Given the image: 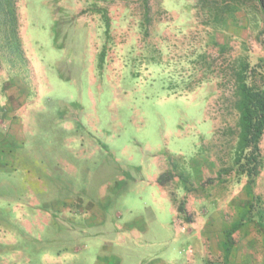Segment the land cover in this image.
I'll return each instance as SVG.
<instances>
[{
  "label": "rangeland",
  "instance_id": "rangeland-1",
  "mask_svg": "<svg viewBox=\"0 0 264 264\" xmlns=\"http://www.w3.org/2000/svg\"><path fill=\"white\" fill-rule=\"evenodd\" d=\"M227 4L16 0L0 143L22 146L0 156V264H264V167L250 184L236 164L232 78L264 66V13Z\"/></svg>",
  "mask_w": 264,
  "mask_h": 264
},
{
  "label": "trees",
  "instance_id": "trees-1",
  "mask_svg": "<svg viewBox=\"0 0 264 264\" xmlns=\"http://www.w3.org/2000/svg\"><path fill=\"white\" fill-rule=\"evenodd\" d=\"M223 1L228 3L227 9L231 12L237 11L242 0ZM255 1L264 13V0ZM18 24L16 0H0V31L17 51L20 49ZM262 68L264 66L261 65L251 68L249 63L244 62L232 77L239 96L240 112V133L235 161L241 171L249 177L250 184L255 183L264 167L260 149L264 136V72L261 73L263 85L253 86L249 83L251 72L256 73ZM180 211L186 213L183 209Z\"/></svg>",
  "mask_w": 264,
  "mask_h": 264
},
{
  "label": "crops",
  "instance_id": "crops-1",
  "mask_svg": "<svg viewBox=\"0 0 264 264\" xmlns=\"http://www.w3.org/2000/svg\"><path fill=\"white\" fill-rule=\"evenodd\" d=\"M22 145H15V142L14 141H8L5 145H2V143H0V156H1V154H4V153H8V152H12V153H14L13 151H14V149H16L17 147H21ZM15 154V153H14ZM1 168H3V167H1ZM4 171V170H3ZM170 209H171V211L173 210L172 209V207L170 206ZM173 212V211H172ZM130 224V223H129ZM136 232L135 233H127L126 234V237H124V239H126V242H125V244H126V246L128 247V248H133V245H132V242L134 241L135 243L137 242V244H140L139 243V241H142V242H146L147 243V239H146V235L144 234L145 233V231L147 230V227L143 224V227H136ZM130 232H133V231H130ZM139 232H141V233H139ZM139 235V236H138ZM123 239V238H122ZM143 243V244H144ZM106 252V257L105 258H103L102 260H100V262L98 263V264H107V260H108V255H110V252H107V250L105 251ZM112 257V256H111ZM129 257V256H128ZM151 260L153 259L154 260V258H150ZM150 259H148V260H150ZM105 260H106V262H105ZM147 260V261H148ZM130 262H132V260L130 259ZM138 262V261H137ZM136 262V264H139V263H137ZM145 262V261H144ZM120 263V262H119ZM131 264H135V263H131Z\"/></svg>",
  "mask_w": 264,
  "mask_h": 264
}]
</instances>
